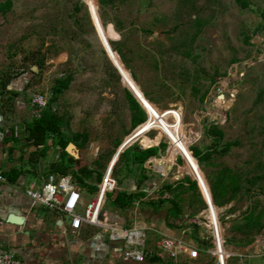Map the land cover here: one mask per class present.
I'll list each match as a JSON object with an SVG mask.
<instances>
[{
    "label": "rangeland",
    "instance_id": "obj_1",
    "mask_svg": "<svg viewBox=\"0 0 264 264\" xmlns=\"http://www.w3.org/2000/svg\"><path fill=\"white\" fill-rule=\"evenodd\" d=\"M245 1L247 5L242 6L236 0H109L102 6L97 0H12L5 13L0 11V66L12 73L26 70L32 89L48 99L54 80L71 75L69 88L59 96V112L75 131L87 135L82 149L91 151L87 157L95 173L90 183L97 181L103 161L111 158L114 175L128 179L130 187L137 171L126 176L118 153L133 143L142 148L166 143L144 163L142 173L148 179L138 186L150 190L149 199L158 198L156 190L166 183L188 176L205 184L207 199L210 185L216 188L217 202L223 205L224 180L217 174L230 169L241 187L234 204L217 209L219 231L229 254L227 264H264V229L243 247L237 245L243 236L231 229L250 205L264 211V0ZM196 19L204 22L199 29ZM108 41L119 44L129 68ZM36 59L42 62L39 68ZM126 85L139 92L149 118V127L144 123L147 134L141 137H127L136 127L131 125L124 97ZM210 123L223 130V139L208 160L194 161L192 168L187 163L191 156L185 153L182 159L179 154L192 146L210 147L213 141L205 133ZM233 141L236 145L226 153L219 152L224 143ZM158 161L163 164L161 170L156 169ZM197 190L180 193L178 201L183 226L177 229V237L193 246L212 240V216L198 185ZM177 191L162 197L170 198ZM109 196L103 212L110 207ZM168 206L135 202L123 212L122 223L153 224L159 230ZM211 211L216 222L214 206ZM155 232L147 231L151 242L160 236ZM103 234L108 235L107 231ZM212 260L201 256L191 264H213Z\"/></svg>",
    "mask_w": 264,
    "mask_h": 264
},
{
    "label": "crops",
    "instance_id": "obj_2",
    "mask_svg": "<svg viewBox=\"0 0 264 264\" xmlns=\"http://www.w3.org/2000/svg\"><path fill=\"white\" fill-rule=\"evenodd\" d=\"M32 92H34L32 77L26 70L12 73L11 70L0 66V175L3 177V180L0 179V251L12 252L22 264H126L127 262L139 264L119 258L117 254L119 247L110 242L108 236H105L99 228L83 224L78 231L73 232L69 228L67 218L55 210L33 204L25 194V188L29 183L40 185L49 174L71 175L73 183L80 188L81 200L84 204L89 200L86 198L87 194L95 192L96 184L100 180L93 183L88 180L95 173L91 159L87 157L91 151L82 149L85 144L77 146L81 139L75 141L73 134L79 132L73 129L66 115L60 114L59 97L52 103L51 110L63 115L65 123H68L72 134L70 136L67 131L70 137L68 143L74 142L77 156L71 155L65 147L66 153L72 158L67 157L56 143L55 137L51 135L38 145L32 142L27 130V124L35 118L30 104ZM73 158L78 161H73ZM109 161H103L102 172L96 173V176L99 173L103 175L110 166ZM80 167L91 170L90 177L83 180L87 186L95 187L93 192L76 183L72 171L77 172ZM114 167L115 163L113 169ZM53 168L57 171L51 172ZM63 171L65 174H61ZM127 182L128 179L124 178L117 189L131 192L138 188L145 192L142 199L150 198L148 188L145 186L140 188L135 181L127 187ZM156 187L157 185L151 192L155 191ZM156 193H159V190H156ZM230 202L234 204L235 200L228 203ZM228 203L216 206L223 208ZM10 216L21 220L15 223ZM104 219L123 225V213L114 211L111 207L105 209ZM159 226L158 230L154 225L157 230L154 235L157 234V237L160 234L173 237L179 235L176 228L167 227L164 221ZM149 248L154 249L152 246ZM248 253L252 256L251 249ZM149 255L151 256L142 264H160L159 261L151 260L156 258L153 254ZM201 256L208 255L201 251ZM198 259L189 260L183 256L177 262H165V264H191Z\"/></svg>",
    "mask_w": 264,
    "mask_h": 264
},
{
    "label": "trees",
    "instance_id": "obj_3",
    "mask_svg": "<svg viewBox=\"0 0 264 264\" xmlns=\"http://www.w3.org/2000/svg\"><path fill=\"white\" fill-rule=\"evenodd\" d=\"M100 5H106L108 4L109 0H97ZM240 5L245 6L247 5V2L245 0H236ZM12 6V0H4L0 3V11L2 13H5L6 10H8ZM262 20L264 23V12L262 13ZM204 24L203 21L200 19H196L194 21V25L198 26V29ZM115 33V31H113ZM116 34V33H115ZM111 48L117 52L119 55L121 61L125 65V67L129 68V64L127 62V59L125 58V54L123 53L122 49L120 48L119 44L117 42L110 41ZM184 55H189L187 51L183 52ZM37 68L42 64L41 60L36 59L34 63ZM133 79L136 81V77L133 74ZM72 80L71 75H68L66 78L60 77L56 78L54 80V83L51 87V95L48 99V104L46 109L42 112L41 116L39 118H34L29 124H27V130L29 137L32 139V142H34L36 145L39 144V142H44L46 137L48 135L54 136L56 143L60 146V149L63 151V153L69 157L66 151L65 147L67 143L70 141V137L64 128V116L58 115L54 111L51 110L52 103L55 102L59 95L63 93L64 90L68 89L69 84ZM126 87L130 90L125 89L124 90V97L128 103V107L130 109L131 113V125L132 127H136L133 131L130 132L127 137H130L134 134L141 137L147 134V129L144 127V123L149 127V118L146 116L145 111L141 108L143 107V102L139 99V92L126 85ZM138 102L136 101V99ZM206 93L201 95V98L203 99ZM143 95L149 100L152 101L151 98L148 96L147 93L143 92ZM146 121V122H145ZM68 124V123H67ZM206 136L210 137L213 141L212 145L210 147H207L206 149L202 150L199 149L197 146H192L186 151H183L179 155L184 157L185 153H188L192 160L188 158L187 163L193 168L194 161L198 162L199 164L201 162H205L210 158V156L213 154L212 152L215 150L214 147H217L220 141L223 139L224 133L223 130L220 129V127L216 124L210 123L205 128ZM73 139L76 141L78 139H81V142L77 144V146H83L87 142V135L85 133H74ZM166 143L160 142L156 146H148V148H142L138 143H133L132 145L126 147L122 152L118 155V161L124 164L125 168L127 169L126 176H128V173H132L134 170L137 171L135 174V182L137 185L142 184L144 181L148 179V177L142 173L146 168L144 167L145 161L150 158L151 156H157L159 150H163ZM236 145V141L233 142H226L224 143L223 148L219 151L220 153H226L231 146ZM192 153V154H191ZM193 155V156H192ZM73 161H78V159H74ZM210 165V164H209ZM56 168V167H55ZM55 168L51 169L57 171ZM188 173L195 179L194 173L191 169H187ZM61 172V171H60ZM77 176H75L76 183L80 187H87L89 192H93L95 190L94 186H87L83 180V178H89L91 175V170L87 169L86 167H80L77 170ZM61 174H65L64 171ZM114 174V169H113ZM197 174V173H196ZM50 175V174H49ZM83 175V178L80 176ZM199 177H201L199 174H197ZM218 176L222 177V181L224 180V183L222 184V198H223V204L228 203L229 201L236 198L238 194V190L240 189V181L239 177L234 175L232 171L228 168L221 169L218 174ZM101 177V174L99 173L96 178L99 180ZM114 177L117 180V185H120L122 183L123 179H117V177L114 175ZM203 187H204V183ZM174 190H178L177 192L173 193L172 197L166 198L162 197L166 192H171ZM186 190H192V191H198L197 190V183L194 180H191L190 177L185 176L182 180H178L174 183H166L161 187L159 190V197L156 199H142L145 196V192L141 191L140 189L133 190L131 192H127L125 190H118L109 193V205L112 208H115L118 212H126L128 209H130L132 206L135 205V202H138L139 204H145L151 207L161 206L163 204L168 203L169 206L167 208V211L164 216V224L169 228H182V224L180 222L182 218V210L180 207L179 201V195L180 193L186 191ZM210 191L212 195V199L215 205L221 206L222 204L218 203L217 200L219 199L218 193L216 191V188L214 189L213 186L210 185ZM202 200V199H201ZM203 202V200H202ZM102 216L104 218V212L102 213ZM124 227H128L129 225H126L123 223ZM231 229L237 233H240L243 238L240 242L237 243V245L240 246H247L251 244L254 240V237L259 234L264 229V211L262 209H257L255 206L250 205L247 210L241 215L240 219L238 221L234 222ZM200 243V241H198ZM205 245H208L207 242L204 243ZM200 250H202V247H200ZM151 255H147L149 257ZM152 261H159V258H153Z\"/></svg>",
    "mask_w": 264,
    "mask_h": 264
},
{
    "label": "built area",
    "instance_id": "obj_4",
    "mask_svg": "<svg viewBox=\"0 0 264 264\" xmlns=\"http://www.w3.org/2000/svg\"><path fill=\"white\" fill-rule=\"evenodd\" d=\"M30 104L33 108L34 117L39 118L47 107L48 97L42 92L34 91L31 93ZM0 179L3 180L1 175ZM196 182L206 211L209 210L212 216V220L209 221L212 240L210 243L208 242V245L204 244L206 241H200L198 246H193L191 241L164 234H160L155 241L151 242L148 240L147 231H156L153 225L141 226L134 222L128 227H124L118 222L105 220L102 213L106 197L118 186L111 166L106 168L96 184L92 198L84 204H82L80 188L73 183L71 175L56 176L50 174L40 185L34 182L29 183L25 188V194L33 204L55 210L67 218L69 228L73 232L78 231L83 224L94 226L103 232L107 231L109 241L119 247L117 250L118 257L124 261L142 263L147 255L153 254L154 257L160 259V264H165V262H177L183 256L189 260H196L203 251L212 257L213 264H227L229 254L224 248L225 239L219 231L218 207L213 202L210 188L208 187L211 201L207 199L202 182L197 179ZM210 202L216 210V222L212 215ZM209 245L210 247H208ZM149 246L154 247V249L151 250ZM0 264H22V261L12 252L0 251Z\"/></svg>",
    "mask_w": 264,
    "mask_h": 264
},
{
    "label": "water",
    "instance_id": "obj_5",
    "mask_svg": "<svg viewBox=\"0 0 264 264\" xmlns=\"http://www.w3.org/2000/svg\"><path fill=\"white\" fill-rule=\"evenodd\" d=\"M107 43H109V41L107 42ZM109 45V48L110 49H112L111 48V46H110V43L108 44ZM104 50H105V52H106V54L108 55V57L110 56L109 55V53L107 52V49L104 47ZM115 52V51H114ZM115 53H117V52H115ZM118 55V54H117ZM109 59H110V57H109ZM111 61V60H110ZM113 64V63H112ZM114 65V64H113ZM114 67L117 69V71H118V73L119 74H121V71L119 70V67H118V65H114ZM36 69V66L34 65L33 66V70H35ZM122 78V77H121ZM128 89V88H127ZM129 90V89H128ZM132 94V93H131ZM133 95V94H132ZM134 96V95H133ZM220 97H222V96H220ZM134 98H135V96H134ZM136 99V98H135ZM136 101L138 102V100L136 99ZM139 103V102H138ZM140 105V104H139ZM141 106V105H140ZM142 108V107H141ZM143 109V108H142ZM64 127H65V129H66V131H68L69 133H70V136L72 135L71 134V132H70V130H69V127H68V125L65 123L64 124ZM151 147V146H150ZM144 148H148V147H144ZM66 151L67 152H69L71 155H73V156H77V153H76V151H75V144H74V142L73 141H71L70 143H68V145L66 146ZM123 150H121L120 152H122ZM119 152V153H120ZM118 153V154H119ZM192 154V153H191ZM10 219H13L14 221H15V223H19V221L21 220L20 218H15V217H13V216H10Z\"/></svg>",
    "mask_w": 264,
    "mask_h": 264
},
{
    "label": "bare ground",
    "instance_id": "obj_6",
    "mask_svg": "<svg viewBox=\"0 0 264 264\" xmlns=\"http://www.w3.org/2000/svg\"><path fill=\"white\" fill-rule=\"evenodd\" d=\"M223 97V96H222ZM222 97H220V98H222ZM140 104V103H139ZM142 107V106H141ZM143 108V107H142ZM144 109V108H143ZM178 114V113H177ZM179 118V117H178ZM163 164L161 163V162H157V165H156V169L157 170H161V166H162ZM213 208V206H211V209Z\"/></svg>",
    "mask_w": 264,
    "mask_h": 264
},
{
    "label": "clouds",
    "instance_id": "obj_7",
    "mask_svg": "<svg viewBox=\"0 0 264 264\" xmlns=\"http://www.w3.org/2000/svg\"><path fill=\"white\" fill-rule=\"evenodd\" d=\"M145 111V110H144ZM146 116H147V114H146ZM124 150V149H123ZM191 152V151H190ZM193 156V155H192ZM197 161V160H196ZM113 167V166H112ZM196 180V179H195ZM197 183V182H196Z\"/></svg>",
    "mask_w": 264,
    "mask_h": 264
}]
</instances>
